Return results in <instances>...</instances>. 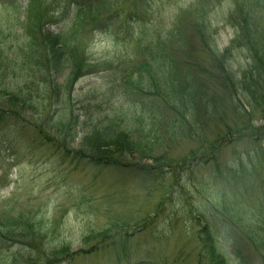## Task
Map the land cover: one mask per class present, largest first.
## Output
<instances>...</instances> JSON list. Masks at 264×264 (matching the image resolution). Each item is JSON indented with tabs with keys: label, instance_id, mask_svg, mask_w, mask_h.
<instances>
[{
	"label": "rangeland",
	"instance_id": "rangeland-1",
	"mask_svg": "<svg viewBox=\"0 0 264 264\" xmlns=\"http://www.w3.org/2000/svg\"><path fill=\"white\" fill-rule=\"evenodd\" d=\"M67 1L0 0V91L8 100L18 94L32 99L34 105L32 113L10 110L7 100H0V221L13 224L15 217H24L37 223L36 228L41 232L37 239L32 236L5 241L0 245V264H203L196 239L200 226L192 217L193 209L205 212L211 204L208 199L214 193L208 187L207 174L212 164L199 166L190 175L196 179L195 186L201 196L191 188L193 200L184 204V197H180L176 188L170 203L172 192L166 188L174 185L173 177L159 190L160 184L155 185L154 179L137 177L131 171L111 165L97 166L89 160L77 159L74 151L81 148L83 136L93 125L102 121L106 125L110 116L113 118L115 113L129 110L126 99L120 95L117 66H124L134 58L137 64L143 63L138 59L144 55V50L148 52L157 46L159 39L171 33L176 36L178 50L166 46L165 56L167 49L175 50L171 55L178 53L181 57V62L176 63L178 69H187L189 76L195 75L203 79L201 83L214 85L218 91L216 96L222 99L225 91L217 88L222 80L210 77L217 73L212 72L215 66L212 53L221 57L236 40L227 55L226 66L235 73H242L250 66L258 69L244 40L236 39L241 35L236 25L240 10L248 11L249 6L254 5L260 8L264 0H154L148 12L139 6L141 0H120L118 3L122 5L100 12V17L126 12L120 16L121 22L109 30L93 29V22L85 24L89 25L87 27L77 22L72 24V8L69 6L68 10ZM58 4L65 5V12L44 19L43 31L60 37L70 61V56H81L91 67L110 65L91 69V73L75 85L71 99L66 95L55 104L46 102L44 97L51 93L52 82L64 84L69 66H65V73L52 71L46 47L40 42L43 38L37 36V27L40 17L43 18L47 10L55 11L54 5ZM135 11L141 14L145 24L128 40L130 24L125 20ZM260 11L256 9L253 15H259ZM128 12L131 13L127 15ZM148 14L151 19L146 17ZM112 89L114 95H111ZM238 95L241 110L236 114L227 110L225 121L232 126L230 130L237 129L239 135L225 141L218 153V162L223 164L221 169H239L243 164L249 170L254 164L263 182L264 156L256 155L255 151L264 150V109L253 108L252 111L246 106L247 102L244 103L241 92ZM121 104H125V108H121ZM63 108L74 112L75 116L80 115L79 127L73 128L71 135L76 138L69 146L70 153L61 144L47 143L38 133L45 122L40 124L37 114L55 117V111ZM89 114L93 116L91 121ZM245 123L251 124L249 131L242 129ZM224 124L211 123L205 132L208 139H215L218 133L226 134ZM44 134L48 135L47 131ZM188 142L172 148L167 153L169 159L177 162L186 156L194 146ZM121 159L123 164L154 166L152 161H141L137 155ZM159 205L164 209L163 214L156 211ZM146 219H152L153 223L145 225ZM139 224L142 225L137 227ZM114 226L117 227L109 231L108 238L96 236ZM124 226H128L127 232L121 229ZM88 237L90 241H86ZM63 247L77 254L68 258L58 254L51 256ZM230 252L227 257L232 261ZM259 262L255 260L254 264Z\"/></svg>",
	"mask_w": 264,
	"mask_h": 264
},
{
	"label": "trees",
	"instance_id": "trees-1",
	"mask_svg": "<svg viewBox=\"0 0 264 264\" xmlns=\"http://www.w3.org/2000/svg\"><path fill=\"white\" fill-rule=\"evenodd\" d=\"M119 1L68 0L66 3H68V10L69 6L72 8V24L77 22L80 26L87 27L89 25L85 24L93 22V29L109 30V27H115L121 22L120 16L126 15V12L124 13L123 10L110 16L104 14L105 17H100V12L102 9L108 11L114 6L122 5L118 3ZM153 1L141 0L139 6L147 9L148 12L154 5ZM256 7L255 5L249 6V12L240 10V20L236 28L241 35H237L236 39L237 41L244 40L253 64L257 65L258 69L250 66L242 73L238 71L235 73L229 66H226L227 55L236 40L221 57H215L216 52L212 53L211 59L215 65L212 72L217 73L210 77L215 76L216 79L222 80L217 87L225 91L222 99L216 96L218 91L214 85L206 81L201 83L203 79L195 75L189 76L190 72L187 69L183 71L178 69L176 63L181 62V57L178 53H176L177 57L171 55L176 52L175 50L167 49L171 57L168 53L166 54L168 57L165 56L166 46L178 50L176 36L171 33L159 39L157 46L148 52L144 50V55H141L140 59L137 58L143 63L137 64L134 58L124 66H117L122 91L120 95L126 99L125 104L128 105L129 110L115 113L113 118L110 116V121L106 125L104 121L95 124V127L93 125V129L83 136L81 148L74 151L77 159L89 160L97 166L111 165L117 169L121 168L122 171H131L137 177L154 179L155 185L160 184L157 187L159 190L169 177H173L174 185L166 190L172 192L177 188L180 197H184L182 200L184 204L193 200L189 192L191 188H194L197 195L201 196L199 189L195 186L196 179L190 177L193 169L212 164L207 174L208 187L214 193L213 197L208 199L211 204L205 212L197 208L193 209L194 217H192L196 225L200 226L196 239L200 245V260L203 264H231V262L254 264L255 260H259V264H264V180L263 182L259 180V168L252 164L248 170L240 164L239 169H234V167L221 169L223 164L218 162V153L226 144L225 141L239 135L236 134L239 131H236L237 129L235 132L231 131L232 126L225 121L228 118L227 110L235 114L241 110L238 109L240 106L238 93L241 92L245 99L244 103L246 101V106H250L252 111H254L253 108L264 109V5L260 8ZM54 9L55 11L50 10V12L47 10L44 17H40L37 36L43 38L40 42L46 47L48 65L53 67V72L65 73V66H69L64 84L52 82L51 93L44 97L46 102L52 101L58 104L66 95L71 99L75 85L84 76L89 75L91 69L101 66L106 68L110 64H94L91 67L86 58H81V56L78 58L70 56V61L68 53L64 50L65 47L61 45L60 37L43 31L42 21L44 19L46 21L50 16L55 17L56 13L63 14L65 5H54ZM256 9L261 11L259 15L254 16ZM130 13L128 12L127 15ZM146 17L151 19L149 14ZM125 21L130 24L128 40L133 38L136 29L145 24L143 17L137 11L130 14ZM202 73L206 74L203 71ZM237 74L240 78H237ZM225 89L229 91L226 92ZM111 95H114L113 89ZM12 97L8 100L4 92L0 91V100L6 99L10 110L17 109L24 112L29 110L32 113L31 109L34 108L32 99L27 100L18 94H13ZM125 104H121V108H125ZM55 112V117L51 115L47 118L37 114L36 120L43 125L45 122V127L38 128V133L47 143L61 144L65 151L70 153L69 146L76 138L71 135L73 128L79 127L80 115L75 116V113L67 108ZM92 117L89 114L88 119L90 118L91 121ZM211 123H226L224 125L228 131L226 134L218 133L215 139L209 140L205 132L209 130ZM242 129L249 131L251 124L245 123ZM45 131L48 135L44 134ZM186 140L194 145L193 149H190L189 153L177 162L170 160L167 153ZM255 153L264 156L262 148ZM135 155L141 161H152L154 166L120 162L121 158ZM167 160L168 162L164 163ZM170 194L172 195L170 203H172L175 195L174 192ZM156 209L157 213H164L161 205ZM159 218L158 216L157 219ZM152 223V219H146L144 224L151 225ZM36 226L37 223H33L32 220L29 222L28 219L18 216L15 217L13 224L0 221V245L7 240H25L32 236L37 239L41 232ZM116 227H109L96 236L99 235L103 239L108 238L109 231ZM127 228L128 226H124L121 229L127 232ZM90 240V237L86 238V241ZM229 252L233 258L232 261L227 257ZM54 254L68 258L77 253L70 252L69 247H63L53 252L51 256Z\"/></svg>",
	"mask_w": 264,
	"mask_h": 264
}]
</instances>
